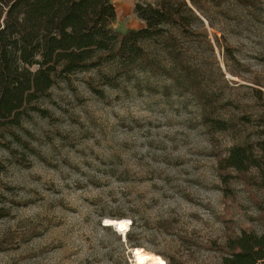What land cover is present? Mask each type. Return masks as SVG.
I'll return each mask as SVG.
<instances>
[{"label":"rangeland","instance_id":"rangeland-1","mask_svg":"<svg viewBox=\"0 0 264 264\" xmlns=\"http://www.w3.org/2000/svg\"><path fill=\"white\" fill-rule=\"evenodd\" d=\"M195 2L199 35L179 48L235 131L211 138L195 97L145 71L115 88L94 71L57 82L42 103L51 118L33 114L20 131L37 156L19 148L18 165L0 148V264H220L226 239L261 232L255 203L264 191L251 174L225 183L217 161L231 144L258 138L264 0ZM146 49L158 56L152 44Z\"/></svg>","mask_w":264,"mask_h":264},{"label":"trees","instance_id":"trees-1","mask_svg":"<svg viewBox=\"0 0 264 264\" xmlns=\"http://www.w3.org/2000/svg\"><path fill=\"white\" fill-rule=\"evenodd\" d=\"M234 1L254 7L259 0ZM196 3L136 1L134 14L144 26L119 33L114 27L116 8L111 0H0V148L18 165L24 161L17 156L19 148L37 156L20 136V131H25L23 123L33 114L51 118L42 103L52 101L51 89L57 82L92 71L102 86L110 88L137 70L161 76L176 91L195 97L211 138L217 133L234 132L236 125L217 117L212 101L190 77L179 48L182 38L199 35L194 30L199 22L193 10ZM151 44L157 49V57L146 49ZM107 68L114 69L113 74H104ZM90 89L104 97L100 89ZM261 107L254 121L258 138L231 144L224 155H218L217 168L224 172L225 183L251 174L254 178L248 177V182L264 191V103ZM3 169L0 164V171ZM255 206L262 217L261 232L243 231L226 239L220 264H264V198Z\"/></svg>","mask_w":264,"mask_h":264},{"label":"crops","instance_id":"crops-1","mask_svg":"<svg viewBox=\"0 0 264 264\" xmlns=\"http://www.w3.org/2000/svg\"><path fill=\"white\" fill-rule=\"evenodd\" d=\"M136 1H145L147 3H150L152 0H111V2L113 3V5H115L116 8V21L114 27L117 30L121 27H123L125 31L129 29L136 30L144 26V23L140 19H137L136 15L134 14V7ZM128 19H134L135 24L129 27H127L126 24L124 26H121L120 21H125Z\"/></svg>","mask_w":264,"mask_h":264},{"label":"water","instance_id":"water-1","mask_svg":"<svg viewBox=\"0 0 264 264\" xmlns=\"http://www.w3.org/2000/svg\"><path fill=\"white\" fill-rule=\"evenodd\" d=\"M105 227H108V228H115V225H107V224H105Z\"/></svg>","mask_w":264,"mask_h":264},{"label":"bare ground","instance_id":"bare-ground-1","mask_svg":"<svg viewBox=\"0 0 264 264\" xmlns=\"http://www.w3.org/2000/svg\"><path fill=\"white\" fill-rule=\"evenodd\" d=\"M147 258V257H146ZM145 259V255L142 256V260ZM164 264H166V262L164 261Z\"/></svg>","mask_w":264,"mask_h":264}]
</instances>
